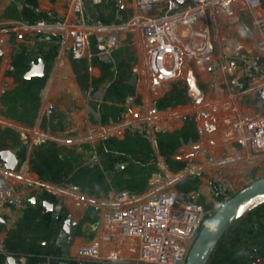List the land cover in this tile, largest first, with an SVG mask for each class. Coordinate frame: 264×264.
<instances>
[{"label": "built area", "instance_id": "obj_1", "mask_svg": "<svg viewBox=\"0 0 264 264\" xmlns=\"http://www.w3.org/2000/svg\"><path fill=\"white\" fill-rule=\"evenodd\" d=\"M50 1L57 7L46 10L48 17L27 21L6 16L3 10L9 5L0 0L1 70L20 72L19 56L42 58L46 63L45 57L52 53V73L67 62L75 66L85 60L84 75L98 68L110 83L123 69L117 52L132 46L143 103L136 104L131 95L111 132L135 131L154 141L164 128V118L191 112L199 124L203 116L229 108L238 114L243 148L205 151L199 169L204 168L217 183L211 189L223 183L231 191L230 165L264 160V0H117L114 12L121 16L126 12V18L111 22L89 19L85 0ZM90 2L99 5L103 0ZM92 58L99 62L93 64ZM188 66L194 68L203 90L196 100L188 94ZM170 84L178 85L175 91L187 104L160 110L158 100L173 92L172 86L167 88ZM40 137L32 136L30 145L49 138ZM17 156L12 169L0 161V216L6 213L9 219L12 207L24 208L29 197L46 194L96 206L105 233L79 250L76 258L85 264H185L203 225L217 210L213 212L201 195L181 196L170 187L187 173L195 174V168L174 174L166 167L160 185L124 186L97 197L77 186L42 178L29 157L22 158L18 152ZM258 167L264 169V161ZM0 254L5 257L1 264L10 254L17 264H24L27 257L7 249L4 235H0ZM248 261L264 264V253H252ZM39 264H50L49 256Z\"/></svg>", "mask_w": 264, "mask_h": 264}, {"label": "crops", "instance_id": "obj_2", "mask_svg": "<svg viewBox=\"0 0 264 264\" xmlns=\"http://www.w3.org/2000/svg\"><path fill=\"white\" fill-rule=\"evenodd\" d=\"M10 3L11 1L8 3L4 2L5 5H10ZM51 7H57V5L50 0H47L42 7H38V10L47 14L46 10ZM134 50L135 48H133L132 46L122 47L120 51L117 52L116 57H118L120 60H131L130 64H132L133 60L130 56ZM26 59L28 60L29 58ZM52 59V53L48 54L45 57V75L43 76L44 78L41 83V85L43 84L44 86L41 88L43 89V91L40 90L42 91L40 92L42 102L41 104H39V108L37 109V111L35 113L32 112L30 115H28L26 113V110H24L23 112V106L21 105V108L18 110V114L14 115L15 111L9 110L10 107L6 112L0 109L1 132L6 131L10 133H16L15 131L19 129V127L18 125L14 124L28 127L26 126V122H29L32 123L33 126L36 124L42 125V127L40 126V128L44 132H46L45 134L50 136L47 140L57 142L58 144L65 147L71 148L72 144L80 143L81 141L79 139L81 137L82 139L86 136H88L89 138H98L96 140L97 142H94L93 140V143L76 147L77 152H85L82 158L84 160V163H88L97 158L100 144L105 137L115 135L123 138L124 133H127L125 130H122L115 134L116 131L111 132L110 127L116 125L118 121L123 117L124 110L126 109L125 102L131 95H134V102L136 104L142 105L143 97L140 93H138L141 92V84L138 81L137 75L134 71L130 73L129 71H124L125 69H127L126 66H123V69L119 72L120 74L118 75L117 79L110 83H108L107 79H105L104 74L98 68H91V74L89 76L84 75L85 80L77 82L74 77L75 66L69 62L64 64L61 68H59V70L55 72V74L57 72L59 73L56 76L54 75L55 79L53 81L51 79L52 74H54L51 72ZM9 74L10 73H8L6 70L3 71L0 69V84L3 88H8V85L14 84L12 83V80H9L8 82L7 79L9 78ZM133 74L136 75V80L134 84H131L130 81ZM35 80L36 79H34V77L23 79L22 85L23 87L25 86L24 84L34 86ZM44 80H46L45 83ZM77 86H79L83 92L84 96L82 98H78L76 95ZM125 86H128V88H125ZM21 91H23V89H21ZM49 94L52 97L49 96L46 99V95ZM164 98L165 96L158 100L157 106L160 110L169 109L167 108V106L164 107L161 101ZM73 101L77 106L75 108H73L71 104ZM186 104L187 101L185 100L184 105L180 104L179 107L174 109L182 108ZM42 109H44V114L41 113L43 111ZM187 114H191L193 116V113L191 112L182 113L181 115L177 116H181V120L183 121L184 116ZM177 116L164 118L162 119V123L164 121H167V119L174 121L176 120L175 117ZM82 124L86 125L85 130L82 129ZM163 126L164 128L162 130V139L163 141H165V139L167 138V134L164 131L165 123H163ZM174 128L175 127L172 126L171 130H173ZM129 132L130 131L128 130V133ZM18 140L19 142L15 145H12V140L4 141V143L0 145V149L10 148L15 150L16 148H20L18 154L22 158H30V153L34 145H30L28 130L27 132L25 131L24 134L20 135V139ZM110 159L112 158H104L102 160H99L97 158L102 167L103 162H109L111 161ZM202 161L204 160L202 159ZM120 162L121 160L112 162V165L106 168V170L104 171L106 177L109 176V174L112 175V171L114 169L119 168L118 166H120ZM166 167L171 170L167 164ZM184 171L185 169L181 172ZM171 172L173 173V170H171ZM182 182H184V180L180 183ZM202 184L205 185V182ZM115 188L121 187L110 186L107 190V193L111 189ZM87 193L90 194L89 192ZM40 198H45L52 201L53 207L45 209L39 202ZM40 198L36 199L35 202H28L27 206H25L24 208L12 207L9 219L8 215L5 213L3 216L4 220H0V225H3L6 228L7 233L4 236L7 237L10 234V238H7H9L8 241H12V243H9L12 248L6 246L7 249L14 250L18 247V252L21 253H24V250H28L31 248L36 249L38 251L37 258H33V262H35L36 264H39V262L44 260L47 256H49L50 258V264H85L81 259L76 258L79 250L84 246L92 243L95 238L100 239L101 235L105 233V229L101 224L98 213V219L96 218L95 221L93 219L94 210L92 211V209L94 208L96 212L97 210L99 211V209L94 205L77 202L75 209L72 210L73 208L70 205V202L72 200L70 201L67 199L56 197L52 194H46ZM14 210L15 215L12 222H10L11 213ZM37 213L40 214L39 217ZM69 218L70 223L65 225V221ZM88 218L91 220L90 222H88ZM238 225V228H242L241 224ZM255 227L257 228L258 226ZM21 229L22 232H20ZM16 233L18 235L22 233V236L25 237L26 235V238H17L18 235ZM40 233L42 236L39 235L37 240L35 237ZM258 238L259 241L264 242V240H262L264 239V232L259 234ZM252 253L253 252L250 253V251L247 253V260H249V256L252 255ZM2 256L3 254H0V260H2V258H5L4 256ZM27 261V257L23 259V262L26 263ZM239 261L242 262L241 259ZM240 262H238V264H242ZM245 264H249V261H246Z\"/></svg>", "mask_w": 264, "mask_h": 264}, {"label": "rangeland", "instance_id": "obj_3", "mask_svg": "<svg viewBox=\"0 0 264 264\" xmlns=\"http://www.w3.org/2000/svg\"><path fill=\"white\" fill-rule=\"evenodd\" d=\"M10 1V5L3 10V13L6 16L24 20L25 18H23L22 16L24 14L23 12H26L27 10L26 8H24L26 7V0H4V2L6 3ZM46 1L47 0H36V3L38 4V7H42ZM88 1L90 0H85L84 3L85 13L94 22H111L118 21L122 19L121 17H123V20L126 18V12H122V16L116 15V13L114 12V7L117 4V0H103L101 4L96 5L95 9L89 6L90 3ZM93 10L95 11L93 12ZM40 18H46V15L42 14L41 16L35 19ZM35 19L31 18L30 20L28 19V21H32ZM135 56L136 53L134 52L130 56L133 60L132 64H130L131 60H121L122 67L126 66L127 68L124 71H129L130 73L135 70V67L137 65V60ZM92 59L93 64L99 62L98 59ZM16 64L21 67L20 72H10L9 78L7 79L8 82L9 80H12V83L14 84L8 85V88H3L0 84V109L6 112L10 107L9 110L15 111L14 115H17L19 112L18 110L21 108L22 105L23 112L24 110H26V113L30 115L32 112L35 113L37 111V109L39 108V104H41L42 102L40 92L43 91V89L41 88L44 85H41V83L44 77L35 80L34 86L24 84L25 86L23 87L22 80L25 79L24 74L29 67L26 64V57L19 56L16 61ZM85 64H87L85 60L75 64L74 77L77 82L85 80ZM102 65L106 67L104 64ZM58 73L59 72H57L56 74H52L51 79L53 81ZM45 82L46 80H44V83ZM170 86L173 87V92H168L165 95V98L161 100L164 107L167 106V108L169 109H174L179 107L180 104L184 105L185 100L179 97L180 91H175V88L179 90L178 85L170 84L167 86V88L169 89ZM125 88H128V86H125ZM21 89H23V91H21ZM76 89L77 97L82 98L84 96L82 90L79 86H77ZM49 96L50 94L46 95V99ZM71 104L73 108L77 107L74 101ZM42 110L41 113L44 112V109ZM175 119L176 120L174 121L167 119V121L163 122L165 123L164 131L167 134V138L165 139V141H163L162 139L163 131H159L156 133L154 141H148L143 139L142 137H139L138 141L135 143L133 141V137L135 135L133 133H137L135 131L129 133L128 131H126L127 133H124L123 138H120L115 135L105 137L107 139H110L111 145H113V148L116 150L112 154L109 152H104L103 150H99L97 153V158L99 160H102L104 158H112L110 159L111 162L119 160H121V162L120 166H118L119 168L114 169L112 171V175L109 174V176L107 177L104 173L106 168L101 166L104 177L101 180V186L94 192V196L103 197V195L107 193V190L110 186H129L136 189H144L150 184L160 185L164 180L165 171L163 172V170H167L166 164L171 170H173L174 174H177L179 172L181 173V171H183L184 169H188L189 167H191L197 170L195 174L187 173L184 182H174L170 185V187L173 189L175 188V190H177V193L181 194V196L191 198L197 197L198 195H201L200 197L203 196V199L208 202L209 207H214V210L212 209L214 212L215 209H217V206L221 204L226 197L219 199V201L215 203L210 202V198L206 197V195L208 194L211 196V193H214V189L211 188L217 183H213L212 179H210L208 172L204 171V168L199 169V165L203 162L202 159H205V151L210 152L214 150H219L223 152H233L236 148H243L238 114L229 108H223L203 116L199 124L195 122L191 114L185 115L183 121L181 120V116H177L175 117ZM14 125H18L19 127V129H17L18 131H15L16 133H10L6 131L1 132L0 128V145H2L4 141L8 140L13 141L12 145L17 144L19 142L18 139H20V135L24 134L25 131L27 132V130L29 137L31 138L33 136V139L37 138L38 140H40V138H42L40 136H49L45 134L46 132H44L40 128V126L42 127V125L39 124L33 126L32 123L26 122V126L28 127L22 125L19 126V124ZM81 126L83 130L86 129V125L82 124ZM172 126L175 127L173 130H171ZM35 130L37 131L35 132ZM118 132L120 131H116L115 134H117ZM185 134L186 138L183 139L182 135ZM97 139L98 138H89L88 136L83 137V139L81 137L79 139L81 142L79 141L80 143L72 144L71 148L74 152H77V146H85L89 143H93V140L94 142H97ZM131 146L135 149L132 152L130 148ZM81 154L83 156L85 152L81 151ZM97 158L94 160L98 161ZM76 160H80V158L77 157ZM261 161L264 160H259L258 162H256L257 164L251 162L245 164L241 163L230 165L232 171H230L232 176L231 182L233 186L229 195H227L228 198L240 189H242L244 186L252 182L254 179L264 176V169L258 167ZM247 173H251V176L248 177ZM204 182L205 185L202 184ZM71 202L70 205L73 208L72 210H74L76 202ZM92 211L94 213L93 219L95 221L96 218L98 219V210L96 212V210L93 208ZM37 215L38 217L40 216L39 213H37ZM248 217V214H245L244 212L238 218H236L230 226L232 228L230 229V231L227 230L228 232L226 231L224 233L223 238L224 240L236 238V241H238L240 247H252L260 253H264V246L262 247L259 245V233L256 232L258 230V228L255 227L256 223H254L253 221L250 222L248 220ZM90 221L91 220L89 219L88 222ZM238 224H241L242 228H238ZM251 225H253L254 228L250 229ZM238 231H240L239 235L237 233ZM20 232H22V229L20 230ZM6 233V228L3 225H0V235L3 236ZM9 235L7 237H9ZM39 235L42 236L40 233L35 238L37 239ZM7 237L6 246L12 248V246L9 245V243H12V241H8L10 237ZM18 237L22 239L26 238V235L24 237L22 236V233H20L17 238ZM234 264H238V262H235Z\"/></svg>", "mask_w": 264, "mask_h": 264}, {"label": "trees", "instance_id": "obj_4", "mask_svg": "<svg viewBox=\"0 0 264 264\" xmlns=\"http://www.w3.org/2000/svg\"><path fill=\"white\" fill-rule=\"evenodd\" d=\"M89 6L95 9L96 5L92 4L90 1ZM26 12H23L24 20L31 18L35 19L39 16L47 15L38 10V4L36 0H26L25 1ZM95 10H93L94 12ZM48 17V15L46 16ZM37 20V19H35ZM34 21V20H32ZM28 58V57H26ZM26 64L28 65V60L26 59ZM40 77H34L38 80ZM133 141L134 143L138 141L139 137H142L139 133H134ZM182 138H186V134L182 135ZM146 140V139H145ZM131 152L135 150L132 146ZM99 150L104 152L114 153L115 149L111 145L110 139L104 138L100 144ZM77 157L80 160H76ZM81 152H74L72 148L65 147L58 144L57 142L45 140L37 144L30 153V163L34 171H36L42 178L52 180L54 182H65L67 184L77 186L83 191H87L94 195V192L101 186V180L103 179V171L100 163L98 161L92 160L88 163H84L82 160ZM112 165V162H103V167L107 168ZM248 220L256 223L258 225L257 233L261 234L264 232V202L260 203L248 211ZM252 222V224H253ZM232 227L228 229L230 231ZM254 228L251 225L250 229ZM227 231V232H228ZM238 235L240 231L237 232ZM264 240V239H262ZM260 246H264V242L259 243ZM14 250L18 251V247ZM27 255L28 261L24 264H36L33 262V258H37L38 251L36 249L24 250ZM256 252L255 248L252 247H240L236 238L224 240L223 236L216 245L209 261L207 264H234L235 262H240L245 264L247 260V253ZM36 253V254H35Z\"/></svg>", "mask_w": 264, "mask_h": 264}, {"label": "water", "instance_id": "obj_5", "mask_svg": "<svg viewBox=\"0 0 264 264\" xmlns=\"http://www.w3.org/2000/svg\"><path fill=\"white\" fill-rule=\"evenodd\" d=\"M179 1L182 2L183 0ZM28 64L29 67L24 74L25 79L43 77L45 75L46 64L42 58H29ZM135 80L136 75L133 74L130 83L134 84ZM186 81L189 96L192 100L198 99L203 90L192 66H188L186 69ZM258 94L259 92L257 93L256 100L259 98ZM19 150L20 148H16L15 150L10 148L0 149V161L4 163L6 168L12 169L16 166L18 161L17 152ZM35 201L36 198L34 196L29 198V202ZM39 202L45 209L53 207V202L48 199L40 198ZM263 202L264 176H261L254 179L220 204L217 210L203 225L188 253L185 264H207L219 240L228 228H230L235 219L252 207ZM0 220L3 221L4 217L0 216ZM69 223L70 218L65 221V225ZM4 264H17L16 257L12 254L8 255Z\"/></svg>", "mask_w": 264, "mask_h": 264}, {"label": "bare ground", "instance_id": "obj_6", "mask_svg": "<svg viewBox=\"0 0 264 264\" xmlns=\"http://www.w3.org/2000/svg\"><path fill=\"white\" fill-rule=\"evenodd\" d=\"M229 189L227 188V186L225 184H221L219 186H217L216 188H214V193H211V196L207 194V197L210 198V202L213 203L221 198H225L226 195L229 194ZM227 199V197L225 198ZM224 200V199H223ZM210 203V204H211ZM14 215H15V210L11 213V221L13 220L14 218ZM11 224V223H10Z\"/></svg>", "mask_w": 264, "mask_h": 264}]
</instances>
